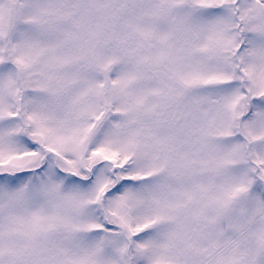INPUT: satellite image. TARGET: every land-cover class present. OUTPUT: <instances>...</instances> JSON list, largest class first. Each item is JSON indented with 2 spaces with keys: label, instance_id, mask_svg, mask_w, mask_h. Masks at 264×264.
Masks as SVG:
<instances>
[{
  "label": "snow or ice",
  "instance_id": "snow-or-ice-1",
  "mask_svg": "<svg viewBox=\"0 0 264 264\" xmlns=\"http://www.w3.org/2000/svg\"><path fill=\"white\" fill-rule=\"evenodd\" d=\"M0 264H264V0H0Z\"/></svg>",
  "mask_w": 264,
  "mask_h": 264
}]
</instances>
